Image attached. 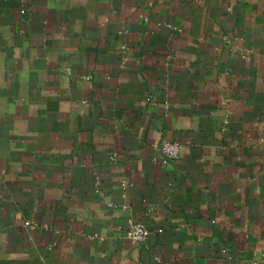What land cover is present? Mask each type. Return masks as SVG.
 Here are the masks:
<instances>
[{
    "label": "crops",
    "instance_id": "crops-1",
    "mask_svg": "<svg viewBox=\"0 0 264 264\" xmlns=\"http://www.w3.org/2000/svg\"><path fill=\"white\" fill-rule=\"evenodd\" d=\"M0 264H264V0H0Z\"/></svg>",
    "mask_w": 264,
    "mask_h": 264
},
{
    "label": "built area",
    "instance_id": "built-area-1",
    "mask_svg": "<svg viewBox=\"0 0 264 264\" xmlns=\"http://www.w3.org/2000/svg\"><path fill=\"white\" fill-rule=\"evenodd\" d=\"M158 148L161 154V160L164 163H168L181 157L184 145L172 138L165 137L160 142ZM125 235L131 240L142 242L149 238L151 231L144 222L130 219L128 220L127 228L125 229Z\"/></svg>",
    "mask_w": 264,
    "mask_h": 264
}]
</instances>
